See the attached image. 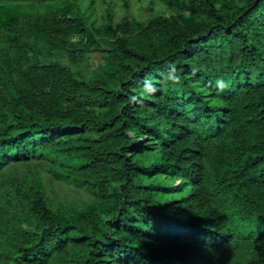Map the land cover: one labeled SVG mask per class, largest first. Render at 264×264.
Wrapping results in <instances>:
<instances>
[{"label":"trees","instance_id":"1","mask_svg":"<svg viewBox=\"0 0 264 264\" xmlns=\"http://www.w3.org/2000/svg\"><path fill=\"white\" fill-rule=\"evenodd\" d=\"M0 264H264V0H0Z\"/></svg>","mask_w":264,"mask_h":264},{"label":"clouds","instance_id":"2","mask_svg":"<svg viewBox=\"0 0 264 264\" xmlns=\"http://www.w3.org/2000/svg\"><path fill=\"white\" fill-rule=\"evenodd\" d=\"M175 78H178V77H175ZM217 85H219V86H223V81H217ZM145 86H146V87H150V88L153 87L152 85H150V84L148 83L147 80L145 81ZM153 90H154V88H153Z\"/></svg>","mask_w":264,"mask_h":264},{"label":"rangeland","instance_id":"3","mask_svg":"<svg viewBox=\"0 0 264 264\" xmlns=\"http://www.w3.org/2000/svg\"><path fill=\"white\" fill-rule=\"evenodd\" d=\"M149 13V10L145 11L144 15L143 16H147V14ZM98 62V58H95L94 59V63H97ZM144 139H141L140 142H143Z\"/></svg>","mask_w":264,"mask_h":264}]
</instances>
